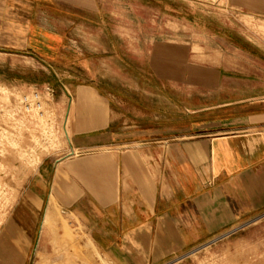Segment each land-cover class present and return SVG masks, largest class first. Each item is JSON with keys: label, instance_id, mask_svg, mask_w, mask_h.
I'll return each instance as SVG.
<instances>
[{"label": "crops", "instance_id": "crops-1", "mask_svg": "<svg viewBox=\"0 0 264 264\" xmlns=\"http://www.w3.org/2000/svg\"><path fill=\"white\" fill-rule=\"evenodd\" d=\"M236 3L247 14L248 33L186 19L184 44L155 47L154 76L161 81V60H168L169 74L178 75L170 83L196 102L181 122L115 124L113 109L73 111L89 119L77 121L70 151L53 172L60 208L50 201L47 227L60 211L72 214L111 263L165 264L264 212V0ZM128 6L129 0H0V54H31L59 83L66 61H88L101 76L92 80L128 85L136 72L139 86L140 68L114 39L126 33L109 23L128 20ZM53 83H43L49 94ZM101 116L92 128L90 118ZM4 240L0 264H28L25 248L1 249Z\"/></svg>", "mask_w": 264, "mask_h": 264}, {"label": "rangeland", "instance_id": "rangeland-1", "mask_svg": "<svg viewBox=\"0 0 264 264\" xmlns=\"http://www.w3.org/2000/svg\"><path fill=\"white\" fill-rule=\"evenodd\" d=\"M128 7V20L109 23L126 33L114 39L140 68L139 86L133 84L136 72L134 77L129 74L128 85L108 77L92 80L93 75H100L88 68V61L84 67L81 61H66L59 83L31 54H0V237L7 243L1 249L10 250L12 245L25 248L28 264H114L91 244L82 225L70 218L72 214L60 211L55 224L47 227L44 223L52 199L60 208V180L53 172L60 156L70 151L77 121L89 119L84 115L76 118L73 111L96 108L104 115L105 110L113 109L116 115L108 118L115 124L179 123L185 119L186 108L196 102L188 100L183 85L170 83L178 75L169 74L168 60H161V81L154 76L155 47L160 41L167 47L175 39L184 44L186 19H199L210 29L235 26L238 32L249 31L247 14L236 8L235 0H129ZM173 18L177 23L170 22ZM230 32L235 36L233 30ZM183 52H178L180 59ZM84 55L89 56L87 52ZM113 63L118 67L116 72L126 76L120 60ZM41 81L54 82L50 86L53 92L49 94L45 89L48 85ZM90 119L92 128H97L104 116ZM85 132L81 134L87 136L89 129ZM42 169L47 180L41 177ZM165 264H264V212Z\"/></svg>", "mask_w": 264, "mask_h": 264}, {"label": "bare ground", "instance_id": "bare-ground-1", "mask_svg": "<svg viewBox=\"0 0 264 264\" xmlns=\"http://www.w3.org/2000/svg\"><path fill=\"white\" fill-rule=\"evenodd\" d=\"M16 102H18V101H16ZM23 114H25V113H23ZM8 132V131H7ZM39 133V132H38ZM39 136V135H38ZM42 138V137H41ZM32 149V148H31ZM46 221V220H45ZM48 221V220H47Z\"/></svg>", "mask_w": 264, "mask_h": 264}, {"label": "built area", "instance_id": "built-area-1", "mask_svg": "<svg viewBox=\"0 0 264 264\" xmlns=\"http://www.w3.org/2000/svg\"><path fill=\"white\" fill-rule=\"evenodd\" d=\"M48 89H49V88H48ZM37 95H39V94H37ZM37 95H36V96H37Z\"/></svg>", "mask_w": 264, "mask_h": 264}]
</instances>
